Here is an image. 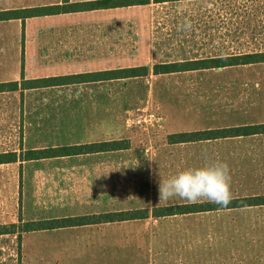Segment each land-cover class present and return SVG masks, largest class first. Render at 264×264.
<instances>
[{
    "label": "crops",
    "instance_id": "0c3cea01",
    "mask_svg": "<svg viewBox=\"0 0 264 264\" xmlns=\"http://www.w3.org/2000/svg\"><path fill=\"white\" fill-rule=\"evenodd\" d=\"M97 1L102 0H0V14ZM203 1L183 0L177 3ZM173 3H155L152 0L148 5L130 7L129 11H66L0 21V87L6 86L4 90L0 89V147L7 146L5 140L20 141L18 148L10 151L2 148L0 154L129 142V146L115 151L0 165L18 170L17 173L4 174L0 183L4 181L6 186V181L12 180L17 192L23 190L22 197L18 194L9 202L10 207L7 206L6 210L0 208V228L16 226L18 229L30 222L134 211L149 213L145 219L23 233L17 246H25L28 237H36L46 246H53L54 262L51 264H138V246L145 247L147 264H153L157 234L162 236L160 246H175V236L183 239L178 246H204L200 242L204 233L211 237L209 246H236L238 253L244 250L238 246H250L244 250L250 254L257 251L253 246H264L258 237L262 232L261 225H264V206L207 213L214 215L209 224L197 218L199 214L162 219L154 217L157 203H187L179 198L167 202L156 200L161 179L154 180L155 162L146 155L144 149L147 147L140 146L129 136L122 118L107 112L108 107L123 106V99H126L124 90L130 89L134 80L139 78L30 88V83L40 80L140 67L153 70L157 65L173 63L156 60L155 40L150 38L148 29V22L152 19L149 18L150 11L156 6ZM128 12L133 26L143 34L132 40L131 35L124 34V24L128 22L124 15L128 16ZM151 74L154 76L153 72ZM13 85L18 89L10 91ZM83 108L87 111L83 112ZM240 113L246 112L242 110ZM163 119L158 124L160 129H164L163 124L166 123ZM231 121L224 122L221 124L223 127L217 129L264 123L261 115L253 121ZM174 134L178 133L170 135ZM155 135H161V132L152 133L153 138ZM47 140L53 141L46 143ZM30 142L33 144L29 145ZM164 147L166 149L162 153L167 154L171 149L178 151L180 171L204 166L198 157L204 153L203 149H207L205 153L232 156V161L227 163L231 185L240 186L247 197L264 196V138L261 136L172 146L165 144ZM187 154L189 164L184 157ZM157 167L161 168L160 165ZM140 170L149 172L148 178L141 181L135 178V173ZM26 186L31 187L28 196ZM221 215H224L222 220ZM226 215H229L228 219L232 215V219L225 220ZM240 218H259V221L252 220L250 226H238ZM17 229L15 232L19 234ZM17 234L1 235L0 239ZM244 235H249L246 243H242V239L239 241ZM233 236L238 241L232 239ZM187 249L188 253L193 252L192 247ZM258 253L255 255L259 258L251 264H264V256ZM70 258L75 259L74 263L69 261Z\"/></svg>",
    "mask_w": 264,
    "mask_h": 264
},
{
    "label": "rangeland",
    "instance_id": "374dc122",
    "mask_svg": "<svg viewBox=\"0 0 264 264\" xmlns=\"http://www.w3.org/2000/svg\"><path fill=\"white\" fill-rule=\"evenodd\" d=\"M124 9L127 10L129 8ZM128 14V16L124 15V20L128 21L124 24V34L131 35L132 40L133 37L141 33L133 26L130 12ZM149 18H152L148 22L149 36L155 40L153 43L154 51L156 60L159 62L171 61L173 62L171 64H177L234 57L244 58L248 55L264 54V0L174 2L161 7H154L150 11ZM186 19L192 23L191 31H178V27ZM211 62L209 63L210 65H212ZM152 72L154 76H151ZM148 76L149 79L146 78ZM148 76L138 77L139 79L134 80V85L130 89L124 90L123 97L129 101L123 99L122 107H108L107 112L122 118L123 125L129 136H132L135 142L140 143V146L147 147L144 149L146 155L151 161L155 162V181L168 179L180 171L178 169V151L171 149L167 154L162 153L165 144L178 145L171 143V137L177 134H170H191L190 132L210 131L208 129L221 130L217 128L223 127L221 124L224 122H232L231 120L253 121L259 115L264 120V63L201 69L165 75H155L154 68L153 70L150 68ZM133 79H128L127 81H133ZM148 110H153L160 119L164 118L163 122L166 120V123L163 124L164 129H160L157 126L144 132L143 129L137 127L139 126L138 120L144 119L145 112ZM242 110L246 113H240ZM85 111H87V108H83V112ZM134 114L137 116L131 117ZM259 125H264V123ZM157 131H160L161 135H155V138H153L152 133H157ZM254 136L264 138V134ZM50 141L53 140H47L46 143ZM122 142L125 143V146H129L128 141ZM5 143H7V146H1L0 150L5 148L10 151L18 148L20 141L9 139L5 140ZM31 144L33 142H30L29 145ZM206 151L207 149H203L204 153L198 156L202 159L203 165L216 160L226 163L232 161V156L205 153ZM184 157L188 163V154ZM244 161L246 162V160ZM157 165H160L162 169L157 167ZM17 171L15 167H0V177L4 174L17 173ZM26 172L27 174L29 173V171ZM148 173L140 170L135 173L134 177L140 181L145 180L148 178ZM12 183V180L6 181V186H4V181L0 183V208L4 210H6L7 206L10 207L9 202H12L18 194L21 197L23 195V190L21 189L20 192H17ZM26 187L28 196V189L31 187ZM231 191L233 199L248 198L244 194L245 190L240 188V186L231 185ZM179 205L184 204L157 203L155 205L157 208L154 211ZM198 214L197 218L203 219L204 222L207 221L208 224L211 218H214L212 214ZM223 216L221 215L220 219ZM228 216L226 215L225 220L228 219ZM231 219L232 215L228 220L230 221ZM252 220L258 222L259 218H240L237 225L248 224L250 226ZM231 224H233L232 221ZM261 228V237H258L260 238V243L264 244L263 224ZM8 230L13 231L14 228L10 227ZM35 238L34 236L28 237L25 246H17L21 242V234L1 238L0 264H51L54 262L51 251L53 246H46L47 244ZM174 239L175 242H172L175 243V246H160L163 241L162 236L156 235L153 264H251L254 259L259 258L256 257V252H259L258 255L261 257L264 256V246H253V249L257 251L251 254L244 251L246 247L250 249V246H238L240 249H244L240 253L236 252V246H209L211 237L205 233L200 240L204 246H178L182 237L175 236ZM232 239L238 241L236 236H233ZM241 239L244 241L242 243H246L249 241V235L240 236L239 241ZM141 242L142 240L140 239L139 243ZM206 244L207 246H205ZM191 247L193 252L188 253L190 251L187 248ZM72 252L74 254L73 250ZM132 252L133 254L135 253V251ZM136 254L138 264H147L148 254L144 246H138ZM69 261L74 263L75 259L70 258Z\"/></svg>",
    "mask_w": 264,
    "mask_h": 264
},
{
    "label": "trees",
    "instance_id": "16d2710c",
    "mask_svg": "<svg viewBox=\"0 0 264 264\" xmlns=\"http://www.w3.org/2000/svg\"><path fill=\"white\" fill-rule=\"evenodd\" d=\"M155 3H170L183 0H153ZM152 0H102L97 2H91L86 4H76L71 6H57L43 9L24 10L19 12H9L0 14V21H9L12 19H24L32 17H41L48 15H56L62 12H85L94 10H109V9H124L134 6L148 5ZM212 61V65H210ZM201 60L195 62L177 63L169 65H157L154 67L155 75H165L177 72L197 71L201 69L211 68H227L237 65H252L264 63V54L248 55L244 58L234 57L228 59H216V60ZM150 74L149 67H140L134 69H125L110 71L100 74L79 75L65 78H54L40 80L38 82L30 83V88H42L52 87L66 84L77 83H89L98 81H114V80H127L138 77H146ZM6 86L0 87L5 89ZM18 89L17 85H13L10 91ZM264 125L257 126H244L237 128H228L221 130H210L205 132H195L191 134H177L171 137L172 144L199 142L207 140L226 139L234 137H250L254 135H263ZM124 142H104L92 145L71 146L62 147L57 149H44V150H27L21 154L8 153L0 154V165L14 164L19 161H39L44 159H50L55 157H71L96 152H108L123 149ZM264 206V196H253L248 198L232 199L226 207H221L218 204L210 202H202L196 204H184L179 206H170L160 208L154 211L155 217H174L183 216L189 214L218 212L225 210H235L249 207ZM149 215L148 212L134 211L120 214H106L93 217H78L67 218L60 220L42 221V222H30L21 225L18 229L16 226L13 231H9L8 228H0V236L8 234H17L15 230H18L19 234L32 233L38 231H52L57 229L73 228L86 226L90 224L112 223L116 221H129L137 219H145ZM10 229V228H9Z\"/></svg>",
    "mask_w": 264,
    "mask_h": 264
},
{
    "label": "clouds",
    "instance_id": "9594fccd",
    "mask_svg": "<svg viewBox=\"0 0 264 264\" xmlns=\"http://www.w3.org/2000/svg\"><path fill=\"white\" fill-rule=\"evenodd\" d=\"M192 23L185 20L178 31H191ZM230 168L216 160L202 167H189L168 179L159 181L158 200L167 202L179 198L188 204L210 202L226 207L233 199Z\"/></svg>",
    "mask_w": 264,
    "mask_h": 264
},
{
    "label": "built area",
    "instance_id": "2783aa9c",
    "mask_svg": "<svg viewBox=\"0 0 264 264\" xmlns=\"http://www.w3.org/2000/svg\"><path fill=\"white\" fill-rule=\"evenodd\" d=\"M137 115H132L131 117H136ZM130 122L129 120H127ZM161 119L153 110H148L145 112L144 119H139L138 124L139 129H143V131H148L150 129L156 128L160 123Z\"/></svg>",
    "mask_w": 264,
    "mask_h": 264
}]
</instances>
